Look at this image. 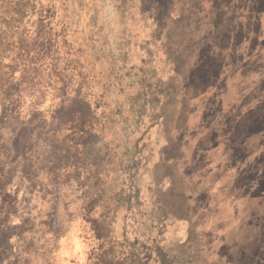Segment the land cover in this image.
Masks as SVG:
<instances>
[{"label":"rangeland","instance_id":"obj_1","mask_svg":"<svg viewBox=\"0 0 264 264\" xmlns=\"http://www.w3.org/2000/svg\"><path fill=\"white\" fill-rule=\"evenodd\" d=\"M0 264H264V0H0Z\"/></svg>","mask_w":264,"mask_h":264},{"label":"clouds","instance_id":"obj_2","mask_svg":"<svg viewBox=\"0 0 264 264\" xmlns=\"http://www.w3.org/2000/svg\"><path fill=\"white\" fill-rule=\"evenodd\" d=\"M86 227V226H85ZM76 228L74 227L73 234L67 237L62 243L65 245L64 250L58 253L60 258H63L68 254V248L70 247L71 243L75 240Z\"/></svg>","mask_w":264,"mask_h":264}]
</instances>
